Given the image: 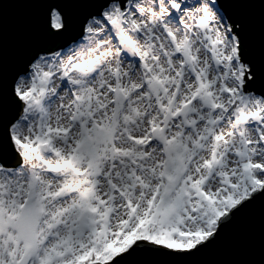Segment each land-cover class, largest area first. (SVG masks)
I'll use <instances>...</instances> for the list:
<instances>
[{
    "label": "snow or ice",
    "instance_id": "obj_1",
    "mask_svg": "<svg viewBox=\"0 0 264 264\" xmlns=\"http://www.w3.org/2000/svg\"><path fill=\"white\" fill-rule=\"evenodd\" d=\"M27 4L7 88L0 63V264H182L264 211V0Z\"/></svg>",
    "mask_w": 264,
    "mask_h": 264
},
{
    "label": "water",
    "instance_id": "obj_2",
    "mask_svg": "<svg viewBox=\"0 0 264 264\" xmlns=\"http://www.w3.org/2000/svg\"><path fill=\"white\" fill-rule=\"evenodd\" d=\"M258 15V13H257ZM38 17L36 6L27 0H4L0 7V63L5 86L16 74L26 53L33 44ZM67 34L48 46L71 41ZM11 112V108H9ZM158 264H169L172 258L152 257ZM182 264H264V211L257 205L243 222L230 229L219 244L206 252L181 258Z\"/></svg>",
    "mask_w": 264,
    "mask_h": 264
}]
</instances>
